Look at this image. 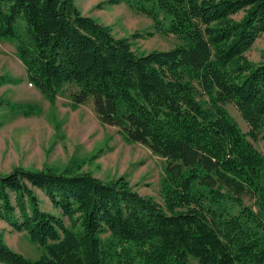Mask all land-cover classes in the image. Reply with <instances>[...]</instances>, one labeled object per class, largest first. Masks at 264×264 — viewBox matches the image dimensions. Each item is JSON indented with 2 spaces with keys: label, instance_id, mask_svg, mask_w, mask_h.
Masks as SVG:
<instances>
[{
  "label": "trees",
  "instance_id": "1",
  "mask_svg": "<svg viewBox=\"0 0 264 264\" xmlns=\"http://www.w3.org/2000/svg\"><path fill=\"white\" fill-rule=\"evenodd\" d=\"M117 1L178 44L137 53L74 0H0V38L15 43L29 82L48 100L74 83L75 103L90 100L101 122L165 159L161 201L124 177L0 173V218L44 248L25 257L0 231V262L264 264V153L252 142L262 139L264 149V59L246 56L264 33V0ZM37 190L61 215L40 207Z\"/></svg>",
  "mask_w": 264,
  "mask_h": 264
},
{
  "label": "rangeland",
  "instance_id": "2",
  "mask_svg": "<svg viewBox=\"0 0 264 264\" xmlns=\"http://www.w3.org/2000/svg\"><path fill=\"white\" fill-rule=\"evenodd\" d=\"M74 2L83 14L110 26L115 36L128 37L137 53L167 50L178 44L173 35L156 31L151 18L122 1ZM246 56L253 62L264 59V33ZM77 89L74 83H68L53 100H48L29 82L15 43L0 38V173L21 167L90 172L104 181L124 177L141 195L161 201L165 159L144 144L128 141L117 127L101 122L90 100L75 103L73 94ZM224 107L247 132L250 127L236 106L226 102ZM252 142L264 153L262 139ZM36 193L42 209L61 215L43 192ZM225 204L232 212L240 208L230 199ZM242 204L252 205V200L244 196ZM0 231L8 246L25 257L36 259L44 253V248L33 243L26 233L13 230L1 218ZM102 238L106 240L107 234Z\"/></svg>",
  "mask_w": 264,
  "mask_h": 264
},
{
  "label": "bare ground",
  "instance_id": "3",
  "mask_svg": "<svg viewBox=\"0 0 264 264\" xmlns=\"http://www.w3.org/2000/svg\"><path fill=\"white\" fill-rule=\"evenodd\" d=\"M116 10V9H115ZM111 13V12H110ZM113 13V12H112ZM119 13H121V12H119ZM114 16H115V14H114ZM125 16V15H124ZM107 17H108V15H107ZM118 17V16H117ZM109 19H110V17H109ZM116 19V18H115ZM5 64V63H4ZM92 124V123H91Z\"/></svg>",
  "mask_w": 264,
  "mask_h": 264
}]
</instances>
